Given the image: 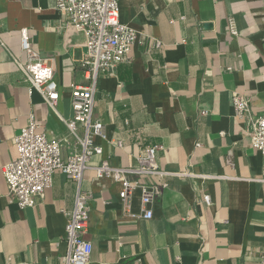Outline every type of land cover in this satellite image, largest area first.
I'll return each mask as SVG.
<instances>
[{
    "label": "crops",
    "instance_id": "0c3cea01",
    "mask_svg": "<svg viewBox=\"0 0 264 264\" xmlns=\"http://www.w3.org/2000/svg\"><path fill=\"white\" fill-rule=\"evenodd\" d=\"M119 20L136 40L128 60L95 78L92 117L107 137H93L102 153L82 173L81 187L92 193L88 264H263L264 155L251 146L248 118L264 113V0H121ZM23 28L53 69L55 111L28 93L15 63L26 62ZM84 55V34L68 28L56 0H0V264H62L75 183L56 170L43 196L19 208L1 168L15 159L14 136L30 114L60 140L63 157L80 152L60 117L72 115L70 83L91 81ZM234 93L248 100L246 119L233 114ZM147 145L159 146L161 169L189 173L129 175L158 187L150 219L140 217L139 189L122 200L121 184L92 169L102 160L135 167Z\"/></svg>",
    "mask_w": 264,
    "mask_h": 264
},
{
    "label": "built area",
    "instance_id": "2783aa9c",
    "mask_svg": "<svg viewBox=\"0 0 264 264\" xmlns=\"http://www.w3.org/2000/svg\"><path fill=\"white\" fill-rule=\"evenodd\" d=\"M121 0H56V9L66 17L68 28L80 31L85 37V55L83 65L90 74L88 85L70 83V118L60 117L68 133L72 134L80 145V152L63 157L61 142L50 138L44 131H39V125L33 114L28 116L27 123L19 128L14 136L16 157L5 163L2 175L19 208L33 206L37 198H41L45 189L52 184V175L61 171L76 185L74 203L64 225L63 241L66 252L62 264H88L92 244L84 237L88 225L91 191L81 187L82 173L88 167L92 155H100L102 146L96 144L93 137L106 139L105 125L99 119H93V103L95 78L99 72L109 73L115 66L129 59V51L136 40V32L129 25L119 20V2ZM228 30L232 36H237L239 30L235 18H227ZM20 47L26 55L24 64L15 60L28 82V93L38 92L46 104L55 111L59 97L58 84L54 79L51 65L34 50L29 42L25 28L20 29ZM155 46L160 42L156 41ZM231 105L234 116L243 120L248 117V100L240 94L231 95ZM250 125L251 146L264 155V113L254 118H248ZM83 130L79 135L78 130ZM121 146V141H115ZM158 145H147L140 149L136 157L135 167H117L107 160L100 161L92 169L96 177L109 178L121 184L119 197L128 199L132 192L139 189L141 202L144 206L141 218H152L151 205L158 194V187L140 179H130V174L166 177L169 175H188L186 171H167L161 169L157 162ZM227 161L231 163V152ZM205 205L211 204L208 194L201 196ZM135 218V215L130 214ZM264 264V256L262 257Z\"/></svg>",
    "mask_w": 264,
    "mask_h": 264
}]
</instances>
